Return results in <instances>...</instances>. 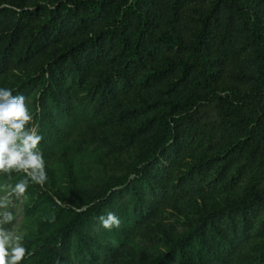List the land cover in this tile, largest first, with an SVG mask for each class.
<instances>
[{
    "label": "trees",
    "instance_id": "obj_1",
    "mask_svg": "<svg viewBox=\"0 0 264 264\" xmlns=\"http://www.w3.org/2000/svg\"><path fill=\"white\" fill-rule=\"evenodd\" d=\"M30 85L22 264H264V0H0V87ZM122 188L138 244L98 220Z\"/></svg>",
    "mask_w": 264,
    "mask_h": 264
},
{
    "label": "clouds",
    "instance_id": "obj_2",
    "mask_svg": "<svg viewBox=\"0 0 264 264\" xmlns=\"http://www.w3.org/2000/svg\"><path fill=\"white\" fill-rule=\"evenodd\" d=\"M13 89L0 87V174L11 177L22 173L15 184H0V264H22L32 255L25 247L23 235L14 231L16 217L11 210L14 200L26 199L31 184L43 186L47 180V162L40 144L43 140L34 123L27 97L13 94ZM107 231L119 229L122 221L108 211L98 217Z\"/></svg>",
    "mask_w": 264,
    "mask_h": 264
},
{
    "label": "rangeland",
    "instance_id": "obj_3",
    "mask_svg": "<svg viewBox=\"0 0 264 264\" xmlns=\"http://www.w3.org/2000/svg\"><path fill=\"white\" fill-rule=\"evenodd\" d=\"M244 51L247 52L249 48H243ZM245 54V53H244ZM246 55H244L245 57ZM33 90L34 86L30 85L26 87L24 90H20L16 92V94H22L25 97H27V103L29 104L32 112H34V105H33ZM215 117V109L213 107H208L203 109L200 112V118L201 120L207 121L211 120ZM172 151H170L168 154H170ZM166 156L159 157L157 163L155 164V167L161 168L163 165L167 164L166 161ZM4 183H11L15 184V182H12L11 180H7L4 178L0 177V184ZM2 194V193H0ZM149 196V195H148ZM116 199L117 201H123L126 203L128 206L126 210V214L121 217V221L125 224L126 226V233L120 235V241L116 240L115 236L111 232H105L103 235L110 239L112 242L119 244L120 242H130L131 244H138L139 243V238L134 237L132 233V228L134 224V217L136 216V211L134 210L132 199L130 198V195L127 191L126 188H122L117 194H116ZM150 197V196H149ZM16 217L15 221L13 222V225H9L10 228H12L14 231H17L20 234L24 233V228L22 227V217H23V200H14L13 201V208L11 209ZM135 211V212H134ZM95 229L98 230L100 229L99 226H95ZM169 264H180L177 259H173Z\"/></svg>",
    "mask_w": 264,
    "mask_h": 264
}]
</instances>
